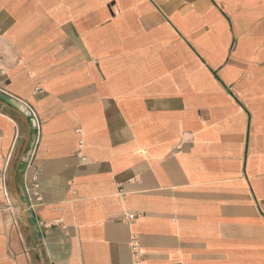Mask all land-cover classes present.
Returning a JSON list of instances; mask_svg holds the SVG:
<instances>
[{
	"label": "crops",
	"instance_id": "0c3cea01",
	"mask_svg": "<svg viewBox=\"0 0 264 264\" xmlns=\"http://www.w3.org/2000/svg\"><path fill=\"white\" fill-rule=\"evenodd\" d=\"M0 101V264H264V0H0Z\"/></svg>",
	"mask_w": 264,
	"mask_h": 264
},
{
	"label": "water",
	"instance_id": "95a60500",
	"mask_svg": "<svg viewBox=\"0 0 264 264\" xmlns=\"http://www.w3.org/2000/svg\"><path fill=\"white\" fill-rule=\"evenodd\" d=\"M0 105L6 107L7 109H10L16 113H18L23 119L24 121L26 122L28 128H29V131H30V125H29V122L26 118V116L24 114H22L20 111L16 110V109H13L12 107H10L8 104L0 101ZM29 139H30V136L28 134V136L25 138V142L22 146V149L19 153V161H18V164L21 162L22 160V157L27 149V146L29 144ZM15 173L13 172V169L11 170V173H10V184H11V190H12V195H13V200H15L17 206L19 207V214H20V217L22 219V221L25 223V225H27L28 227H30V224H29V221H28V217H27V214H26V211H25V207H24V204H23V201H22V197H21V193L19 192V188L17 186V183H16V180H15Z\"/></svg>",
	"mask_w": 264,
	"mask_h": 264
},
{
	"label": "built area",
	"instance_id": "2783aa9c",
	"mask_svg": "<svg viewBox=\"0 0 264 264\" xmlns=\"http://www.w3.org/2000/svg\"><path fill=\"white\" fill-rule=\"evenodd\" d=\"M29 110H30V112L32 114L33 119L35 120L37 132L40 133L41 122L38 120L37 115L35 114V112L32 109H30V108H29ZM37 189H38V185L37 186L36 185L33 186L32 192L37 197V200H39ZM126 217L128 218L129 221H133L136 218L135 215H130V214L126 215ZM129 247H130V251H131L132 257H133V264H142L143 254H142V251H141V241H140V239L138 237H136V236H133L131 238V240H130Z\"/></svg>",
	"mask_w": 264,
	"mask_h": 264
}]
</instances>
